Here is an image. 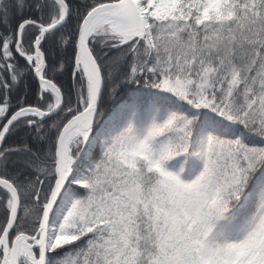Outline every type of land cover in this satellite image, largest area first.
Returning <instances> with one entry per match:
<instances>
[{
  "label": "snow or ice",
  "instance_id": "obj_1",
  "mask_svg": "<svg viewBox=\"0 0 264 264\" xmlns=\"http://www.w3.org/2000/svg\"><path fill=\"white\" fill-rule=\"evenodd\" d=\"M0 264H264V0H0Z\"/></svg>",
  "mask_w": 264,
  "mask_h": 264
},
{
  "label": "trees",
  "instance_id": "obj_2",
  "mask_svg": "<svg viewBox=\"0 0 264 264\" xmlns=\"http://www.w3.org/2000/svg\"><path fill=\"white\" fill-rule=\"evenodd\" d=\"M14 26V25H13ZM71 55H72V50L71 48H69L67 50V56L70 60L71 58ZM21 64H23V61L21 60L20 61ZM71 71H72V67H71V63H68L67 66H66V70L65 72L63 73V75L60 77V82L61 83H64V84H69L70 82V74H71ZM29 83V86L30 87H35L34 83L32 81H28ZM135 88V86H132V88H129V89H125L122 93H120L115 99H110V100H107L105 105H104V109H103V112H104V119L106 116H108L109 114H112L113 111L117 112L119 110V108L126 102L128 101V99L132 96H135V95H138V93H136L133 89ZM33 98L31 96H29V100L31 101ZM23 135V134H21ZM21 137H16L12 140H9L8 143L9 144H14V143H17L19 141ZM252 141L254 143H259V140L255 137H252L251 138Z\"/></svg>",
  "mask_w": 264,
  "mask_h": 264
},
{
  "label": "rangeland",
  "instance_id": "obj_3",
  "mask_svg": "<svg viewBox=\"0 0 264 264\" xmlns=\"http://www.w3.org/2000/svg\"><path fill=\"white\" fill-rule=\"evenodd\" d=\"M115 114H116V112H115V111H113V112H112V114H109L108 116H106V117H105V119H108V118H110V117L114 116Z\"/></svg>",
  "mask_w": 264,
  "mask_h": 264
}]
</instances>
